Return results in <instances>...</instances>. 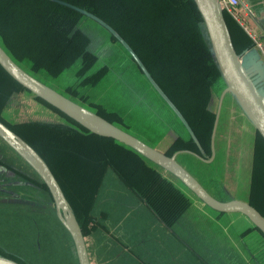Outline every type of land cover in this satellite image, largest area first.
<instances>
[{
    "label": "trees",
    "instance_id": "obj_1",
    "mask_svg": "<svg viewBox=\"0 0 264 264\" xmlns=\"http://www.w3.org/2000/svg\"><path fill=\"white\" fill-rule=\"evenodd\" d=\"M61 1L94 14L112 27L135 52L152 79L191 129L193 131L197 129L210 97V86L216 80L215 82H220L222 88L223 82L210 55L208 41L201 27L203 25L201 16L193 0ZM132 16L136 25H133ZM84 20L99 25L88 16L51 0H0V45L16 63L27 60L34 69L43 68L53 77H57L62 69L83 55V72L88 70V67L95 66L93 73L83 81L95 83L105 71L106 74L109 73L110 68L104 61L105 57H102V62L99 61L95 28L88 24L87 30H83ZM228 22L230 25L229 19ZM139 25L142 29L138 27ZM105 31L110 39L115 40L126 51L141 71L121 43L107 30ZM103 50L106 52V49ZM18 90L27 91L0 66V114L11 103ZM33 97L75 127L39 119L6 124L0 117V121L32 146L49 166L74 211L85 237L91 264H101L102 259L98 256L99 249L95 253L92 246L88 245L87 237L92 235L99 237L100 234L108 242H113L112 232L105 223L108 212L99 208L98 202L100 198L107 196H109L106 198L107 203L111 202L117 187L126 189L127 193L152 211L164 228L173 230L174 224L191 205L190 198L172 182L171 178H175L173 175L130 147L113 138L89 132L55 107L38 97ZM96 113L112 121L103 111L97 110ZM116 115L114 114V117H117ZM181 125L185 135L178 130L175 142L165 153L171 155L177 149L187 148L203 155L194 138L188 134L182 123ZM208 142L207 139L206 143ZM254 150L255 158L247 201L264 216V139L257 132ZM29 168L34 172L31 167ZM34 174L35 177L29 176L24 170L16 169L4 156L0 157V196H11L16 204L9 205L18 208L25 216L28 213H24L22 204L30 205L31 202L19 197L13 186L23 189L32 186L45 193V206H48L46 202H51L47 187L35 172ZM130 204L134 205L132 201ZM56 220L58 221L57 218ZM58 223L72 245L69 234L59 221ZM25 225L22 226L23 229L20 226L21 238L25 234L24 242L28 236L26 232L29 231ZM252 229L264 238L256 227L253 226ZM249 231L250 229H246L240 236H246ZM207 235L212 240V235ZM190 236L183 232L180 239L190 245ZM223 240L229 243L228 248H222L220 242L211 246L205 242L206 236L205 238L202 236L197 240L198 247L193 249L187 244V251L198 258L199 264H244L243 259L237 254V248L233 246L234 243L225 238ZM108 248L110 254L102 257L108 263L112 256L115 258L123 256L120 264H124L125 261L131 264L125 258V253H129L137 264H154L146 259L143 249L139 254L126 244L125 251H121L120 247ZM242 250L243 255H247L248 251ZM0 255L20 264H29L23 256L1 246ZM72 255L74 256L73 253ZM74 261L77 264L76 258ZM165 264L169 262L166 261Z\"/></svg>",
    "mask_w": 264,
    "mask_h": 264
},
{
    "label": "rangeland",
    "instance_id": "obj_2",
    "mask_svg": "<svg viewBox=\"0 0 264 264\" xmlns=\"http://www.w3.org/2000/svg\"><path fill=\"white\" fill-rule=\"evenodd\" d=\"M131 19L133 20V25H136L133 16ZM83 22V30H87L88 24H92L97 30L96 32L94 29V33L97 36V45L99 46L97 50V54L100 56L99 61L102 62V57H105L104 61L109 65L110 68V72L106 74L105 71L99 81L95 83H84L83 80L89 76V74L93 73L95 66H91L90 68L88 67V70H86L87 72H83V55H80L78 58L76 57L77 59H75L71 65L62 69L57 77L51 76L43 68H39V70L34 69L31 63L27 60L18 61L19 64L30 74L63 93L70 99L86 106L95 112H97V110L103 111L106 116L111 118L112 123L128 131L154 148L164 153L167 152L170 150V146L177 138L176 132H178V130L182 132L183 130L180 121L170 110L166 102L152 88L143 73L130 59L126 51L115 40L110 39L109 34L99 25L91 21L87 23L84 20ZM138 27L142 29L141 25ZM146 35H148V33ZM191 46L192 40L190 42V47ZM103 49H106V52ZM215 81H213L214 83L210 86V96L212 93L213 96L217 98L222 88L219 85L220 82ZM228 108L230 110L229 112ZM226 109L227 113H229L228 116L234 114L240 116L239 107L235 106V103L230 95H226L223 99L220 110V128L218 132V128L216 130V136L219 134V137H223V130L226 128V117H228L226 115ZM114 114H117V117H114ZM0 117L6 124H14L25 120L39 119L57 121L73 126L64 117L60 116L46 105L34 99V97L29 92L20 90L15 92V96L11 100V103H9L8 106L3 109ZM246 120L250 125V135L247 136V140L252 143V140L254 139L252 126L249 120ZM237 121H241V118H237ZM236 128L237 129H235V131H240V128L242 130L241 123H238V127ZM209 130L210 126L206 130L207 132L205 133V137L201 136L200 132H197L196 130L193 131L197 143L201 142V138L203 139L204 145H201L203 150V153H201L203 155L187 148L177 149L176 151L188 150L195 152L203 159L209 158L210 153L208 150V144L206 143L209 137ZM183 135H185V133H183ZM238 135L241 136L238 133L237 135L233 136L235 137ZM225 140H227V137ZM214 150V159L212 160L213 163L211 162V164H207L202 160H196V157H193V155L185 152H179L176 155V159L194 177H196L197 180L201 182L209 192H211V194L219 197L230 196L240 199L246 197V188H248V180L250 177L248 167L251 159L250 154H247V152L245 154L244 151H242L243 156L245 155V169L243 168L241 170H236V167H234L231 169V171H227L223 167L224 163L227 162L225 160L229 155L221 154L223 156L221 160L218 156L216 145H214ZM1 156H4L5 159L14 165L16 169L24 170L26 173H29V176L32 175L35 177L34 172L30 170L23 160H21V158L0 139V157ZM231 157H233V155H231ZM230 164H233L231 160ZM234 178L238 180V191L236 190L235 185L230 183L231 180H234ZM173 179L192 202L195 201L201 206L203 211L202 216L217 221L214 218V215H217L215 210L211 209L201 200L195 197L194 194L188 190L178 179ZM13 190L18 194L19 197L29 200L31 204H22L24 213H28V215L25 216L18 208L9 205L16 204L13 202L14 200H12L11 196H0V246L12 252L18 253L20 256H23L29 264H75V256L72 255V245L69 242L67 234L61 228L54 216L55 212L52 204L49 201L46 202V205L48 206H45V193L43 194V192L36 190L32 186H29L26 189L13 186ZM224 193L227 195L225 196ZM108 197L109 196L100 198L101 200L98 202V207L108 212V219L105 222L108 228L112 232H115V234L121 238V240L126 241L125 236L120 234L121 227L119 226V223L111 210L110 206L112 201H108L107 203L106 200H103L104 198ZM47 199L48 198H46V201ZM117 205L120 206V212H122V206L129 207L122 200H119ZM138 210L141 209H130L128 215L129 219H139L137 216L139 215L137 212ZM226 217L227 214H224L222 219H225ZM222 219L218 222H214L215 224L212 226L214 228L220 227L222 225ZM126 223L128 224V222ZM24 225L29 230L26 232L28 233L26 242H24L25 234L21 238L20 231V226L22 227ZM235 225H238V223ZM130 230L132 233H130L129 229L127 228V238H130L131 241L126 246L141 254L140 252H142V249L148 248L147 246L151 243L148 241L147 243L145 242V240L148 239L147 233L142 232L143 225H134L130 228ZM136 230L139 233L136 232ZM157 234L153 233L152 231L150 232V235L156 236V240L163 241L164 239H162V235L159 236ZM244 241L249 248H252L251 250L253 253L255 252V255L259 260H264V249L262 247L259 245L253 247L250 243H256L254 241H249L246 238ZM117 242L118 243H110L104 238L103 235L100 234L99 237L95 235L87 237V243L88 245L92 246V250L94 249V252L96 253L97 249H99L100 253L98 256L102 259L101 264H120L123 256L120 258H115L112 256V259L109 263L105 261L104 258H102L103 256L106 257V254H110L108 247H120L122 248L121 251H125V244L119 240H117ZM159 253L162 256L160 259L161 261H168L169 264H177V258H174L173 256L171 258L164 256L163 252L161 251ZM164 253L167 255V251H164ZM125 254V258L129 260L131 264H137V261L131 254ZM145 256L148 261L154 263V259L149 257L148 252L147 254L145 253ZM156 260L159 261L158 256ZM124 264L129 263L125 261Z\"/></svg>",
    "mask_w": 264,
    "mask_h": 264
},
{
    "label": "water",
    "instance_id": "obj_3",
    "mask_svg": "<svg viewBox=\"0 0 264 264\" xmlns=\"http://www.w3.org/2000/svg\"><path fill=\"white\" fill-rule=\"evenodd\" d=\"M59 4L72 8L92 20L96 21L127 50L141 69L145 78L157 94L166 102L170 109L176 114L180 122L185 127L188 134L194 138L195 134L185 119L181 116L172 102L152 79L151 75L137 57L130 46L121 36L107 23L94 14L70 3L61 0H51ZM202 20V31L208 41L209 51L215 62L219 75L223 82V87L217 98L209 97V109L211 119H209L210 130L208 137L209 153L207 159H203L195 152L188 150L175 151L171 155L154 148L153 146L132 135L116 124L108 121L95 111L70 99L63 93L42 82L34 75L30 74L21 65L16 63L0 45V66L27 92L32 96L38 97L55 107L66 116L77 122L89 132L110 137L116 141L135 150L141 156L159 166L166 172L178 179L195 197L201 200L211 209L221 213H240L264 235V216L248 201L230 198L219 200L211 195L207 189L194 177L183 165H181L176 155L185 152L193 155L206 163L214 159V145L216 130L219 122L221 105L226 95H230L235 101L241 112L249 120L254 132H257L264 139V60L259 55L258 49L253 45L252 39L243 28L224 11L218 0H193ZM233 22L248 37V45L253 46L250 50L238 51L235 47L229 22ZM215 99V100H214ZM215 104V108L211 106ZM213 113V114H212ZM204 117L200 120L199 126ZM203 127V126H202ZM206 133L207 127L204 128ZM0 139L12 149L41 179L50 194L55 216L69 234L72 242V252L77 260V264H91L85 237L76 219L74 211L67 201L64 193L50 170L45 160L19 135L13 132L8 126L0 121ZM201 152V144L197 143ZM252 167V165H251ZM0 264H20L17 261L0 255Z\"/></svg>",
    "mask_w": 264,
    "mask_h": 264
},
{
    "label": "crops",
    "instance_id": "obj_4",
    "mask_svg": "<svg viewBox=\"0 0 264 264\" xmlns=\"http://www.w3.org/2000/svg\"><path fill=\"white\" fill-rule=\"evenodd\" d=\"M242 4L246 6L244 9H240L238 12V17L240 21L245 25L249 32L251 34L258 36V37H264V0H241ZM246 9V10H245ZM230 31L231 35L235 44V47L238 51H243L245 49L250 50L253 46L248 45V37H246V34L242 32L236 24L233 22H230ZM259 52V50H258ZM260 53V52H259ZM261 55V53L259 54ZM262 58V55L260 56ZM209 101V100H208ZM234 101V100H233ZM235 103V101H234ZM214 103L211 108H215ZM235 106L237 107V104L235 103ZM209 109V103H207L206 108L204 110V117L202 119L201 125L197 127L196 131L201 133V136L205 137V127H209V119H211L212 115L211 112L208 111ZM228 108V112H229ZM240 111V116L237 114L229 115L227 113L226 109V115L227 118V124L226 128L223 130V137L216 136L215 145L217 149V153L219 158L222 160L223 154L229 155L228 158L225 160L227 162L224 163V167L227 171H231L232 168L236 167V170L245 169L244 164V158L242 151L244 153L250 154V162H249V176H251V165L254 164V158H255V150H254V141L256 137V132H254V129L252 128V133L254 136V139L252 140V143L247 140V136L249 134V123L245 119V115ZM213 114V113H212ZM211 116V117H210ZM244 119H243V118ZM237 118H241V121H237ZM220 119V118H219ZM238 123H241L242 130L240 128V131L236 130V127H238ZM247 123V124H246ZM203 126V127H202ZM219 131L220 128V121L218 122L217 126ZM236 132V133H235ZM240 134L241 136H233ZM227 137V140H225ZM202 142V143H201ZM201 145H204L203 139L201 138ZM166 145V144H165ZM228 147V148H227ZM222 154V155H221ZM225 155V156H226ZM233 155V157H231ZM230 160L233 162V164H230ZM232 177V175L230 174ZM172 182L176 187H179L177 185L176 181L172 179ZM238 180L234 178V180H231L230 183H233L235 185L236 190L238 189ZM201 183V182H200ZM202 184V183H201ZM203 185V184H202ZM120 186V185H119ZM204 186V185H203ZM205 187V186H204ZM214 187V185H213ZM250 188V177L248 180V188H246V197L248 195ZM208 191V190H207ZM238 191V190H237ZM209 192V191H208ZM211 194V192H209ZM213 195V194H211ZM226 196L227 194L224 193ZM215 198L219 200H227L230 198H237V197H219L213 195ZM243 197L241 200H246L247 198ZM240 199V198H237ZM103 200H106L104 198ZM119 200L124 201L125 204H127L129 207H123L122 205V212L119 211L120 206H118ZM131 201L134 203V205H131ZM138 201V202H137ZM111 210L113 212L114 217L117 219L119 226L121 227L120 234L122 236H125V240H121L115 232H112V240L116 243L117 240L123 242L124 244H128L131 239L127 238V228L129 229L130 233L132 231L130 228L134 225L141 226L143 225L142 232L147 233V238L145 242H151L150 245H148V248H145V253L149 254V257L154 259V264H165V262L161 261V254L160 251L163 252L164 256H168L171 258L172 256L174 258H177V264H197L198 258H195L192 256L188 251V245L184 243L182 239L183 232L188 233L190 236V245L191 248L195 249L198 247L197 240L201 238L202 236L205 238L206 236V243L213 246L216 243H221L222 248H228V244L223 239H227L230 243L233 242L236 248H237V254L243 259L244 264H264V260H259L258 257L255 255V252L251 250L252 248H249L248 245L245 243L244 239L246 238L249 241H254L256 244L250 243L253 247H256L259 245L264 249V238L258 233L255 229H252V224L247 220L246 217L241 215L240 213H222L219 214L217 211V215H214L215 219L217 221L211 220L208 217L202 216L203 211L201 209V206L198 205L195 201H191L190 207L187 209V211L180 217V219L174 224L173 230L169 228H164L162 224L158 221L156 216L150 211L142 202H140L137 198L133 197L130 193H127L126 189H123L121 187L116 188L115 194L112 196V202H111ZM196 206V207H195ZM147 211H146V209ZM130 209H141L138 210V218L135 219H129V212ZM127 212V213H126ZM227 214V217L225 219H222L223 215ZM108 218V217H107ZM222 219V225L220 227L214 228L212 225L215 224L214 222H218ZM128 222V224L126 223ZM238 225H235L237 224ZM235 225V226H234ZM118 226V225H117ZM128 226V227H127ZM246 229H250L249 233L246 236H240V234L245 231ZM158 233L157 235L161 236L163 241L156 240V236L150 235V232ZM136 232H138L136 230ZM139 233V232H138ZM210 234L212 235V240H210L208 237ZM181 238V239H180ZM123 239V238H122ZM192 240V241H191ZM143 242L144 244H146ZM162 242V243H161ZM113 243V242H112ZM115 243V242H114ZM239 243H241L239 245ZM189 245V246H190ZM159 251H157V250ZM246 249L248 251L247 255H243V250ZM254 250V248H253ZM164 251H167V255L164 253ZM255 251V250H254ZM250 253L252 256H250ZM157 256L159 257V261L156 260ZM156 261L158 263H156ZM243 264V263H240Z\"/></svg>",
    "mask_w": 264,
    "mask_h": 264
},
{
    "label": "built area",
    "instance_id": "obj_5",
    "mask_svg": "<svg viewBox=\"0 0 264 264\" xmlns=\"http://www.w3.org/2000/svg\"><path fill=\"white\" fill-rule=\"evenodd\" d=\"M218 3L224 9V11L229 15V17L235 20L243 28V30L249 35V37L253 41V45L259 50L264 60V37H258L251 34L248 28L245 25H243V23L240 21L238 17V13H239L238 11L240 9L246 8V6L242 4L241 0H218Z\"/></svg>",
    "mask_w": 264,
    "mask_h": 264
},
{
    "label": "flooded vegetation",
    "instance_id": "obj_6",
    "mask_svg": "<svg viewBox=\"0 0 264 264\" xmlns=\"http://www.w3.org/2000/svg\"><path fill=\"white\" fill-rule=\"evenodd\" d=\"M2 157V156H1ZM2 172V171H1ZM30 176H32V175H30ZM1 179V178H0ZM49 201V200H48ZM50 203H52V201L50 202ZM53 206V205H52Z\"/></svg>",
    "mask_w": 264,
    "mask_h": 264
}]
</instances>
